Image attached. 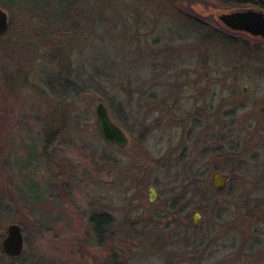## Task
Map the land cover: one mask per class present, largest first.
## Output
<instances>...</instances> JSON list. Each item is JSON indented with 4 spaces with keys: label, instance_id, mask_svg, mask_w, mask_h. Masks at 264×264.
Here are the masks:
<instances>
[{
    "label": "rangeland",
    "instance_id": "rangeland-1",
    "mask_svg": "<svg viewBox=\"0 0 264 264\" xmlns=\"http://www.w3.org/2000/svg\"><path fill=\"white\" fill-rule=\"evenodd\" d=\"M44 6L0 0L10 25L0 37V233L3 239L15 223L25 241L22 256L4 254L0 263L264 264L258 39L207 38L208 31L164 0H49ZM215 7L196 2L188 10L205 20L235 10ZM56 57L76 67L80 78L92 73L96 79L100 70L125 87L115 92L108 80L77 103L60 100L48 84H56ZM219 79H239V85ZM112 97L111 109L100 101ZM99 102L129 136L126 148L100 137ZM127 104L130 122L121 111ZM161 110L171 115L157 122ZM145 116L156 122L141 143L136 136ZM253 136L257 144L249 145ZM223 149L248 150L223 166L215 151ZM192 166L208 192L191 189L183 199L189 207L169 212L164 202ZM217 166L230 175L222 193L210 179ZM193 211L200 214L198 226ZM98 215L112 221L102 244L91 222Z\"/></svg>",
    "mask_w": 264,
    "mask_h": 264
},
{
    "label": "trees",
    "instance_id": "trees-1",
    "mask_svg": "<svg viewBox=\"0 0 264 264\" xmlns=\"http://www.w3.org/2000/svg\"><path fill=\"white\" fill-rule=\"evenodd\" d=\"M33 1H35L39 5L43 6L44 10H45L44 5H46L49 0H33ZM164 1L167 2L169 9H171L170 11L175 12V10H176V14L178 13V15H182L181 13L185 14L186 16L189 17V19H193L195 25H197L200 28L208 31L207 38H211L213 35L217 34V35H221V36L226 37V39H228V40L229 39H236V41H238L239 39L243 40L242 35H244V34L228 32L216 20L212 21L213 20L212 18H210L209 20L208 19L205 20V19L199 18L198 16H193L194 13H192V12L190 13V11L188 10L189 6H191V4H196V2H197V4H201V5H203L204 2H206V4L216 6L215 8H221L224 10L240 9V8H248V7L251 8L253 6L254 7L264 6V3L261 0H164ZM240 34H242V35H240ZM235 36H237V37H235ZM57 37H59V34L56 35V38ZM251 39H258V40L254 41V44H255L256 48L260 51V54L264 55V40H262L260 38H253V37ZM50 40L53 41L52 39H50ZM245 40L248 41L247 39H245ZM47 41H49V40H47ZM51 41H49V42H51ZM48 48H49V50H51V47H48ZM53 48H55V49L58 48V43L56 41L53 44ZM107 69L111 70V68H107ZM78 71L79 70H77L76 67L73 68L72 64L69 65L66 63V61L65 62L64 61H58V58H57V62L55 64L54 71L51 74L53 77L55 76V79H56L55 83L56 84L52 85L51 81L48 83V84H50L51 88L54 89V91H55L54 93L57 95V98H60V100H66L69 103L73 99V103H77V99L80 96H85L86 91H93L94 88H101L104 84L108 83L109 79H112L109 74L108 75L106 74L107 79H105L103 77V76H105L104 72L99 70L98 72H100V73L98 74L96 79H94V76L92 75V73H90L89 80H85L87 78L84 79L82 77V75H81V78L79 77ZM230 72H232V71H230ZM53 77H51L50 80L54 81L55 79H53ZM103 78L105 79L104 81L101 80ZM121 79H123V77ZM109 82H111V85H112L111 89L117 90L115 92L120 93V90H119L120 87H122V86L125 87V82H123L121 80L115 81V79H113V80H109ZM218 82L223 84V85L226 82H228L229 87H231V86L238 87V85H239V83H238L239 79H230V80L229 79H219ZM232 91H233V93H235L234 88L232 89ZM148 98L150 101H154L155 99L158 98V96L156 94L152 93L150 95V97H148ZM116 99L117 98H115V97H112L108 100L100 98V101H105L108 104V106H110V109H111V107H112L111 101L113 102ZM69 103H65L66 104L65 110L69 108V106H70ZM147 104L150 105V103L148 101H147ZM160 105H163V103H161ZM61 106L63 107L64 105H61ZM121 108H122L121 111H123L127 122H130V118L134 117V114L128 108V104H127V106L126 105L123 107L121 106ZM150 108H152V107H150ZM161 111H162L161 112L162 116H161V118L160 117L157 118V120H156L157 122L161 121L163 118L168 119L171 115V110H166L164 112H163V110H161ZM138 115L141 116L139 113H138ZM148 115H150L149 112H148ZM149 119H150V117L149 118H147L146 116L143 117V123L147 122ZM156 121H154V122H156ZM154 122L148 121L147 126L142 125L143 123H138L140 130H138V135L136 136V141H139L141 143L144 142V140L146 139V137L149 133V128H151V126ZM63 124H65V123H63ZM60 132H62V131L60 130L59 133ZM256 139L254 138V136L251 137L248 140L249 145H256L257 144ZM224 140L225 139H223V141ZM248 147H250V146H248ZM247 150H245L243 153L226 152V151H224V149L221 151H218V152H217V150H215V151L218 154V158L221 161H223V166H224V164H226V166H227V164L229 162H232V161L238 162V160L242 156H245ZM204 153H206V152H204ZM215 170L221 171L222 168L217 166V167H215ZM186 172H187V174H189V176H187V178H185L183 180V182L180 184V186H178V187L176 186L171 190V194L168 196V198L164 202V204H165L164 207L167 208L166 210H168V211L170 210L169 212L177 213V210L182 212L189 207V202L184 204L183 199H187L188 195L193 192V191H191V189L194 188V191L197 192L200 190L199 187H202L203 189H205L208 192L209 186L204 181L199 182V180L197 178L198 171L195 169V166H192L190 169L186 170ZM183 219L187 223L189 222V216L188 215H185V217H183ZM91 222L93 223V230H94L96 237L98 238V243L102 244L104 229L106 227L110 226L112 221L109 218V216H107V215H98V216L92 217ZM2 237H3L2 233H0V245H1ZM1 257H5V255L1 251V248H0V259H1ZM113 264H124V263L115 262V260H114Z\"/></svg>",
    "mask_w": 264,
    "mask_h": 264
},
{
    "label": "water",
    "instance_id": "water-1",
    "mask_svg": "<svg viewBox=\"0 0 264 264\" xmlns=\"http://www.w3.org/2000/svg\"><path fill=\"white\" fill-rule=\"evenodd\" d=\"M264 3V0H261ZM216 21L228 32L242 33L253 38L264 40V11L256 8H240L216 15ZM9 16L0 8V37L9 31ZM246 91V89H244ZM98 120V132L100 137L108 144L119 148H126L129 144L127 133L110 116L107 106L99 102L95 109ZM213 187L217 193H222L229 182V175L215 171L210 176ZM156 192L150 189V200L156 199ZM192 220L194 226H198L199 214L193 211ZM2 252L12 258L22 256L25 241L22 227L18 224H10L6 235L1 242Z\"/></svg>",
    "mask_w": 264,
    "mask_h": 264
},
{
    "label": "flooded vegetation",
    "instance_id": "flooded-vegetation-1",
    "mask_svg": "<svg viewBox=\"0 0 264 264\" xmlns=\"http://www.w3.org/2000/svg\"><path fill=\"white\" fill-rule=\"evenodd\" d=\"M251 8H256V9H259V10H263L264 11V6H258V7H251ZM212 19H214V20H216V18H213V17H211ZM129 137V136H128ZM129 141H130V139H129ZM215 172V171H214ZM220 172V171H219ZM223 173V172H222ZM225 174V173H224ZM229 177H230V175H229ZM196 212H198V211H196ZM199 214V213H198ZM199 216H200V214H199ZM200 218V217H199ZM193 221V220H192ZM194 225V224H193Z\"/></svg>",
    "mask_w": 264,
    "mask_h": 264
}]
</instances>
